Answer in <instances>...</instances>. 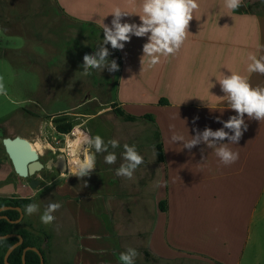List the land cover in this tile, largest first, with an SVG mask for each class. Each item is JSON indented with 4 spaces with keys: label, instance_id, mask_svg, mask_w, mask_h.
Here are the masks:
<instances>
[{
    "label": "crops",
    "instance_id": "crops-1",
    "mask_svg": "<svg viewBox=\"0 0 264 264\" xmlns=\"http://www.w3.org/2000/svg\"><path fill=\"white\" fill-rule=\"evenodd\" d=\"M197 3L186 40L155 66L142 57L147 36L133 35L123 50L108 45L119 65L117 101L85 97L84 83V94L68 108L46 113L47 104L40 105L47 116L68 112L82 120L77 128L100 135L105 143L116 139L120 144L114 150L109 147L117 155L115 164L105 163L107 153H97L90 176L81 179L67 173L48 183L57 181L56 194L74 227L72 254L61 264H121L119 255L128 247H143L167 264H264V120L245 116L247 131L238 144H228L239 153L231 165L221 163L215 149L204 143L188 150L171 140L173 133L187 141L206 127L218 130L223 124L217 118L226 121L236 115L226 98H218L225 95L218 81L223 75L236 72L248 77L253 87H264V74L247 71L250 55L264 57V0H242L236 10L227 9L224 0ZM56 4L83 32L91 27L101 37L103 23L111 26L115 7L130 13L122 23H141L137 14L142 0ZM91 103L94 109L86 107ZM115 109L138 119L127 121ZM31 117L41 127L42 116L31 112ZM124 144L135 145L144 157L131 180L115 174L124 163ZM158 144L163 161L158 160ZM45 145L46 153L60 146ZM15 177L21 184L15 185ZM30 180L18 176L9 157L0 152V197L18 193L34 198ZM157 182L167 186L158 188ZM138 258L135 264H147Z\"/></svg>",
    "mask_w": 264,
    "mask_h": 264
},
{
    "label": "rangeland",
    "instance_id": "rangeland-1",
    "mask_svg": "<svg viewBox=\"0 0 264 264\" xmlns=\"http://www.w3.org/2000/svg\"><path fill=\"white\" fill-rule=\"evenodd\" d=\"M95 30L87 27L83 32L80 24L61 12L56 0H0V79L7 90V96L0 95V132L4 130V137L20 135L32 145L37 138L44 144L56 145V139L65 144L66 137L57 131L56 122L71 120L74 130L82 120L68 112L57 116H47L43 112L53 113L68 108L84 94V83L85 97L90 94L101 101H117L118 72L110 73L105 69L102 72L90 70L89 75L83 73V54H92L103 40L93 32ZM106 47L110 52L109 60L114 59L112 49L108 45ZM35 62L37 65L34 66ZM40 105L46 109L42 111ZM94 105L91 103L86 107L94 109ZM31 112L42 116L39 119L41 127L37 119L31 117ZM153 137L155 140V135ZM0 152L7 159L1 139ZM39 152L43 161L60 153L58 150L46 153L45 147ZM60 176L57 170L39 172L41 183L34 189L37 196L31 202L39 205V211L32 215L24 212V220L19 224L20 228H30L40 236L42 244L38 246L43 252L45 264L67 261L74 247L71 241L74 227L62 198L56 194L57 181L48 185ZM14 179L16 182L11 180L16 186L21 184L20 178ZM7 196L19 197L20 194L9 193L1 196L0 200H6ZM52 202H59L62 207L54 213L55 220L45 225L40 217ZM137 251L141 262L167 264L152 257L146 258L143 247ZM174 264L201 263L180 261Z\"/></svg>",
    "mask_w": 264,
    "mask_h": 264
},
{
    "label": "clouds",
    "instance_id": "clouds-1",
    "mask_svg": "<svg viewBox=\"0 0 264 264\" xmlns=\"http://www.w3.org/2000/svg\"><path fill=\"white\" fill-rule=\"evenodd\" d=\"M242 0H224L225 7L236 10L241 6ZM199 8L197 0H142L140 24L121 22L122 17L130 15L121 8L115 7L110 13L113 16L111 26L103 23V40L92 54L83 57V73L90 74V70L107 69L110 73L119 71V65L115 59L109 60L110 52L106 45L112 49L123 50L131 37L147 36V43L143 45V56L149 58V64L155 66L161 62V57L174 55L186 40L189 32V24L194 17V12ZM250 63L247 66L248 73L264 74V57L249 56ZM142 62V60H141ZM221 90L225 93L220 99L226 98L230 109L236 115H232L226 121H219L223 127L218 130L205 128L203 132L197 131L196 135L185 141L182 135L173 133L171 140L174 143H182L183 148L191 150L193 147L204 143L210 149H215L217 157L224 165H231L239 159V153L232 151L228 144H238L248 125V119L264 120V87H253L248 77L236 72L223 75L218 80ZM0 95L7 96V90L3 80L0 79ZM226 129L228 131H226ZM231 133V134H230ZM229 143H223V141ZM46 145L39 139L33 144L34 150L40 151ZM120 147L119 141L110 139L105 143L100 135L92 136L79 128L74 129L70 135H66V147L60 151L67 160V173L69 176L84 178L91 175L96 169V154L107 153L104 157L106 164L112 165L117 161L115 151H109ZM122 154L124 163L115 170L117 176L133 179L137 168L144 164V157L139 154L135 145H123ZM94 149V151H93ZM66 173V174H67ZM61 172V175H64ZM86 186V184L84 185ZM166 183L157 182L156 187H166ZM62 207L59 202L49 203L41 215V222L45 225L55 220L54 213ZM28 215L39 211V205L30 203L22 210ZM139 255L135 248L128 247L121 252L119 260L121 264H135Z\"/></svg>",
    "mask_w": 264,
    "mask_h": 264
},
{
    "label": "trees",
    "instance_id": "trees-1",
    "mask_svg": "<svg viewBox=\"0 0 264 264\" xmlns=\"http://www.w3.org/2000/svg\"><path fill=\"white\" fill-rule=\"evenodd\" d=\"M161 104L167 103L164 100L159 101ZM115 113L123 117L127 121H136L138 117L133 115L126 114L121 109H115ZM144 118L150 119L153 121V118L150 115L144 116ZM57 124V131L59 133L67 134L71 132L74 128V123L71 120H60L56 122ZM157 154L158 160L163 161V152L161 144L157 145ZM4 200H0V208L3 206H14V207H21L22 209L25 208L26 205L30 204L33 200L31 197L22 198L18 196H12L3 198ZM160 208L165 209L164 203H160ZM0 215L7 216L8 219L2 218L0 219V236H5L8 234L16 233L23 237L24 242L21 246L15 248L13 252L10 254L8 258V262L10 264H23V251L26 247L32 246L39 248L38 245L41 246L42 241H40V236L30 228H20L19 224H15L12 221L17 220L20 217V212L13 209L1 212ZM19 239L17 237H11L7 239H0V263L5 264L4 257L9 250L15 243H17ZM40 249V248H39ZM41 254L43 255L42 250L40 249ZM44 256V255H43ZM145 257L150 258V254L145 252ZM44 259V263H45ZM26 264H41L40 255L34 251H27L26 253Z\"/></svg>",
    "mask_w": 264,
    "mask_h": 264
},
{
    "label": "water",
    "instance_id": "water-1",
    "mask_svg": "<svg viewBox=\"0 0 264 264\" xmlns=\"http://www.w3.org/2000/svg\"><path fill=\"white\" fill-rule=\"evenodd\" d=\"M1 142L18 176L25 179L32 178L31 181L29 182V186L32 189H35L40 185L41 181L38 178V174L42 170L57 169L60 173L64 172L65 174L68 171L66 166L67 165L66 157H63L61 152L58 153L55 158L48 159L44 164L41 160V153L37 150H34L32 143L27 138L20 135L6 136L2 138ZM13 209L20 212L19 219L12 221L13 223L17 224L23 220V216H24L21 207L3 206L0 208V213ZM2 218L8 219L7 216L0 215V219ZM11 237H17L19 241L15 243L12 247H10L9 250L7 251L4 257L5 264H10L8 262V258L10 254L13 252L15 248L21 246L24 242L23 237L16 233L0 236V239H7ZM27 251H34L38 253L40 255L41 264H45L40 249L32 246H28L24 249L22 256L23 264H26Z\"/></svg>",
    "mask_w": 264,
    "mask_h": 264
},
{
    "label": "built area",
    "instance_id": "built-area-1",
    "mask_svg": "<svg viewBox=\"0 0 264 264\" xmlns=\"http://www.w3.org/2000/svg\"><path fill=\"white\" fill-rule=\"evenodd\" d=\"M78 128H81V127H78ZM82 130H84V129H82ZM84 131L86 132L87 130H84ZM63 135L66 137V135H69V134L67 133V134H63ZM56 144H59L60 146L58 148H56V149L55 148H52V150H58L59 152H61L60 150L62 148H65L66 147V143L65 144H60V140H57V139H56ZM61 145H63V146H61Z\"/></svg>",
    "mask_w": 264,
    "mask_h": 264
},
{
    "label": "flooded vegetation",
    "instance_id": "flooded-vegetation-1",
    "mask_svg": "<svg viewBox=\"0 0 264 264\" xmlns=\"http://www.w3.org/2000/svg\"><path fill=\"white\" fill-rule=\"evenodd\" d=\"M3 135H4V130H2V131L0 132V139H1V140H2V138L4 137ZM41 160H42V159H41ZM42 162H43L44 164L46 163V161H43V160H42ZM53 170H57V169H53ZM57 171H58V170H57ZM30 179H32V178H30ZM30 181H31V180H30ZM30 181H29V182H30ZM22 210H23V209H22ZM23 214H24V212H23ZM3 216H4V215H3ZM18 219H19V218H18ZM18 219H17V220H18ZM23 220H24V216H23ZM23 220H22V221H23ZM14 221H15V220H14ZM22 221H21V222H22ZM21 222H19V223H17V224H20Z\"/></svg>",
    "mask_w": 264,
    "mask_h": 264
},
{
    "label": "bare ground",
    "instance_id": "bare-ground-1",
    "mask_svg": "<svg viewBox=\"0 0 264 264\" xmlns=\"http://www.w3.org/2000/svg\"><path fill=\"white\" fill-rule=\"evenodd\" d=\"M42 151V150H41Z\"/></svg>",
    "mask_w": 264,
    "mask_h": 264
}]
</instances>
